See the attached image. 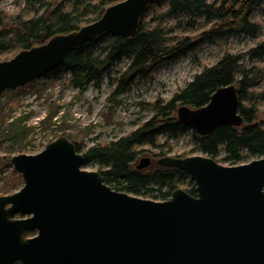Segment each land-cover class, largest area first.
<instances>
[{
  "label": "water",
  "instance_id": "1",
  "mask_svg": "<svg viewBox=\"0 0 264 264\" xmlns=\"http://www.w3.org/2000/svg\"><path fill=\"white\" fill-rule=\"evenodd\" d=\"M154 1L121 0L99 19L0 61V95L45 77L104 33L131 37ZM178 117L200 134L241 125L236 85L217 88L199 108L180 105ZM12 163L23 185L0 196V264H264V156L235 165L202 154L159 158L196 184V195L179 187L166 200L114 189L100 171L83 168L84 154L66 136ZM151 163L143 157L137 168Z\"/></svg>",
  "mask_w": 264,
  "mask_h": 264
},
{
  "label": "trees",
  "instance_id": "2",
  "mask_svg": "<svg viewBox=\"0 0 264 264\" xmlns=\"http://www.w3.org/2000/svg\"><path fill=\"white\" fill-rule=\"evenodd\" d=\"M119 1L89 2L86 6L92 7L95 16L84 20L83 13L87 8L79 12L78 6L83 0H70L76 4V10H69L63 4L51 9V3L46 0H28L26 7L34 9L31 16H25L23 12L14 15L0 12V47H17L20 51L40 45L57 34L77 30L99 19L108 6ZM262 6L264 0H155L143 12L134 35L124 37L104 33L95 37L72 50L62 66L43 78H66L70 86L83 90L91 85L100 87L108 76L115 84L113 93L120 94L138 79L150 77L159 66L195 53L205 41L228 33H257L261 26L253 17ZM174 18H179V24L193 29L202 19L212 24L203 31L200 39H194L176 32L175 24L170 23ZM125 58L129 59L128 64L118 69ZM263 59L264 40L246 52L226 53L216 63L205 66L170 99L155 101L153 115L136 129L117 140L89 147L84 153L85 163L91 160L101 163L106 183L116 190L145 196L155 193L151 197L166 200L185 180L190 184L186 188L190 194L196 195L197 191L194 180L183 170L158 163L159 166L147 172L134 167L147 145L160 151L155 154L159 158L168 155L161 151L167 146L159 141L164 135L169 140L191 132L197 145L195 149L231 165L263 157L264 124L257 122L264 102V65L259 63ZM229 84H235L238 89L243 116L241 125L220 124L210 132L200 134L178 117L180 105L204 106L217 88ZM76 148L81 151L77 145ZM221 152L224 156L219 159ZM7 161L12 162V158ZM12 176L13 179L5 181L0 188L3 194L23 184L21 174L13 170ZM33 234V231L27 232L26 236Z\"/></svg>",
  "mask_w": 264,
  "mask_h": 264
},
{
  "label": "rangeland",
  "instance_id": "3",
  "mask_svg": "<svg viewBox=\"0 0 264 264\" xmlns=\"http://www.w3.org/2000/svg\"><path fill=\"white\" fill-rule=\"evenodd\" d=\"M46 1L51 3V9L63 4L69 10H76V4L70 0ZM93 1L96 0H83L78 5L79 12L87 8L86 13H83L84 20L95 16L92 7L86 6ZM27 3L28 0H0V12L10 15L23 12L25 16H31L34 9L31 6L26 7ZM180 18L185 19L182 16ZM253 18L261 26L257 33H228L205 41L195 53L159 66L150 77L138 79L120 94L113 93L115 84L110 82L108 76L103 79L100 87L91 85L83 90L70 86L66 78H41L17 89L6 90L0 95V188L5 181L13 179L14 165L7 160L14 155L39 153L48 143L61 136L76 143L84 154L91 146L117 140L136 129L153 115L152 105L155 101L160 98L170 99L205 66L216 63L226 53H243L261 43L264 40V6L255 12ZM170 23L175 24L179 35L194 39H200L203 31L208 30L212 24L202 19L199 26L193 29L184 23L179 24V18L172 19ZM18 52L17 47H0V61L11 59ZM128 62L129 59L125 58L118 69L124 68ZM259 63L264 65V59ZM257 122L264 124V102L261 103ZM167 139L168 136L164 135L159 140L161 144L167 143L164 150H161L167 152V156L204 155L195 149L197 145L191 132ZM158 152V149L145 146L134 167L137 168L141 158L150 157L152 163L142 170H153L159 166V156L155 155ZM223 156L224 152H221L219 159ZM220 163L231 165L224 160ZM83 168L100 172L104 169L101 163L93 160L85 163ZM180 185L186 189L190 184L185 180ZM1 195L5 194L0 189ZM138 196L156 199L151 196Z\"/></svg>",
  "mask_w": 264,
  "mask_h": 264
}]
</instances>
